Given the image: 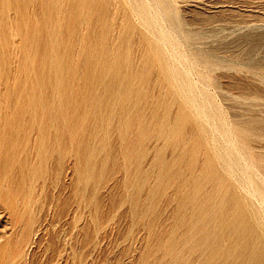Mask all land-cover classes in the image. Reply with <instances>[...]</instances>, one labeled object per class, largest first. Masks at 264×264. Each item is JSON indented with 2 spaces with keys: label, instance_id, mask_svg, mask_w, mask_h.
Here are the masks:
<instances>
[{
  "label": "rangeland",
  "instance_id": "374dc122",
  "mask_svg": "<svg viewBox=\"0 0 264 264\" xmlns=\"http://www.w3.org/2000/svg\"><path fill=\"white\" fill-rule=\"evenodd\" d=\"M98 1L0 0V264H217L207 257L215 242H201L208 230L221 233L216 246L235 264L237 225L198 224L192 209L225 197L227 215L251 224L258 202L247 210L200 125L147 61L126 1L105 11ZM151 3L193 66L189 80L207 89L264 181V0Z\"/></svg>",
  "mask_w": 264,
  "mask_h": 264
},
{
  "label": "bare ground",
  "instance_id": "6f19581e",
  "mask_svg": "<svg viewBox=\"0 0 264 264\" xmlns=\"http://www.w3.org/2000/svg\"><path fill=\"white\" fill-rule=\"evenodd\" d=\"M81 5L90 7L95 4V0H82ZM115 1V0H114ZM126 1L132 15L135 18V22L138 23V26L142 28V34L144 43L147 49V54H145L147 61L153 63L155 66H158L160 69L162 77L165 79L166 85L169 86V91L171 94L175 95L178 101L180 102L182 108L187 111L192 117V119L197 122L195 124L200 125L199 131L204 135L205 142L212 150V155L215 156L216 161L219 164L221 171L225 174L226 179L232 178L235 182V187L239 188L240 191L244 193V202L246 203V208L252 209L255 207L254 201L258 202L255 209H259L256 213L252 214V221L246 223L241 217V213L238 212L235 216L227 215V200L222 198V202L217 204H211V199L203 200L200 205L195 206L193 213L197 214L198 222L203 224L205 218L215 219L216 224L222 225L225 229H228L234 225H237V233L234 235L235 240L238 241L240 246L239 251L237 252V260L235 264H259L260 261H264V181L258 179L257 170L249 163V161L244 157L240 148L236 145L234 139V133L231 132L230 127L227 125V121H224V117H220L217 110L211 104L210 96H208L204 88H197L191 78L189 80L188 73H190V61L183 54L179 44L176 41L173 33L170 32V29H167L163 21V13L156 6L152 4L151 0H124ZM36 2V1H35ZM110 0H99L98 4L101 8V11L106 10L107 5ZM112 2V1H111ZM123 2V0H122ZM17 3V2H16ZM47 3V2H46ZM58 3V2H57ZM114 3V2H113ZM112 3V4H113ZM119 3V2H118ZM2 4V3H1ZM18 4V3H17ZM68 4V3H67ZM20 5V4H19ZM29 5V4H28ZM62 5V4H61ZM60 5V6H61ZM117 5V4H116ZM166 5V4H165ZM43 6H45L43 4ZM115 7V6H114ZM160 7V6H159ZM28 8V7H27ZM3 9V8H2ZM7 9V8H6ZM16 9V8H15ZM62 9V8H61ZM79 9V8H78ZM108 10V9H107ZM10 11V10H9ZM62 11V10H61ZM84 11V10H83ZM86 11V10H85ZM88 11V10H87ZM171 11V10H170ZM97 13V11L95 10ZM113 12V11H112ZM172 12V11H171ZM38 13V12H37ZM66 13V12H65ZM84 13V12H83ZM88 13V12H87ZM94 13V12H93ZM102 13V12H101ZM165 13V12H164ZM85 14V13H84ZM82 15V14H81ZM97 15V14H96ZM118 15V14H117ZM130 15V14H129ZM30 16V15H29ZM34 16V15H33ZM90 16H92L90 14ZM98 16V15H97ZM100 16V15H99ZM12 17V16H11ZM36 18V16H34ZM39 17V16H38ZM112 17V16H111ZM128 17V16H127ZM32 18V17H31ZM4 19V18H3ZM15 19V18H14ZM115 19V18H114ZM2 20V19H1ZM13 20V19H11ZM51 20V19H50ZM60 21V19H58ZM93 20V19H92ZM111 20V19H110ZM134 20V19H133ZM33 21V20H32ZM104 21V20H102ZM15 22V20H13ZM38 22V21H37ZM84 22V20H83ZM17 23V22H16ZM50 23V22H49ZM92 23H94L92 21ZM99 23V22H98ZM123 23V22H122ZM38 24V23H37ZM33 25V24H32ZM39 25V24H38ZM123 25V24H122ZM53 26V25H52ZM94 26V25H93ZM113 26V25H112ZM59 27V26H58ZM122 27V26H121ZM93 28V27H92ZM139 28V27H138ZM14 29V28H13ZM98 29V28H97ZM82 30V29H81ZM94 30V29H93ZM99 30V29H98ZM8 31V30H7ZM100 31V30H99ZM121 31V30H120ZM11 32V31H10ZM39 32V31H38ZM110 32V30H109ZM116 32V31H115ZM174 32V31H173ZM111 33V32H110ZM114 33V32H113ZM57 34V33H56ZM77 34V33H76ZM51 35V34H50ZM99 35V34H98ZM18 36V35H17ZM46 37V36H45ZM62 37V36H61ZM6 38V37H4ZM15 38V37H14ZM24 38V37H23ZM56 38V36H55ZM73 38V37H72ZM103 38V37H102ZM122 38V36H121ZM35 39V38H33ZM50 39V38H49ZM57 39V38H56ZM82 40V39H81ZM93 40V39H92ZM120 40V39H119ZM131 40V39H130ZM101 41V40H100ZM125 42V40L123 39ZM132 41V40H131ZM136 41V40H135ZM13 42V40H12ZM76 42V41H75ZM117 41H115L116 43ZM14 43V42H13ZM104 43V42H103ZM106 43V42H105ZM134 43V42H133ZM137 43V42H136ZM16 44V43H15ZM20 44V43H19ZM72 44V43H71ZM117 44V43H116ZM141 44V43H140ZM112 46V45H111ZM67 47V46H66ZM121 47V46H120ZM116 48V47H115ZM126 48V47H125ZM13 49V48H12ZM99 49H103V46H99ZM124 49V48H123ZM51 50V49H50ZM140 51V50H139ZM23 52V51H22ZM21 52V53H22ZM114 52V51H113ZM120 52V51H118ZM16 53V52H15ZM14 53V54H15ZM100 53V51H99ZM126 54V53H125ZM124 54V55H125ZM27 55V54H26ZM25 55V56H26ZM30 55V54H29ZM51 55V54H50ZM49 55V57H50ZM139 55V54H138ZM137 55V58H138ZM37 56V55H35ZM127 56V55H125ZM141 56V55H140ZM29 57V56H27ZM27 57L25 59H27ZM38 57V56H37ZM102 57V56H101ZM129 57V55H128ZM31 58V57H30ZM103 58V57H102ZM136 58V56H135ZM11 59V58H10ZM38 59V58H37ZM134 59V58H133ZM106 60V59H105ZM108 60V59H107ZM106 60V61H107ZM108 69H113L114 64L118 63V60L115 58L110 59ZM109 60V61H110ZM26 61V60H25ZM114 61V62H113ZM138 61V60H137ZM14 63V62H13ZM100 63V62H99ZM134 63V62H133ZM136 63V62H135ZM1 64V63H0ZM26 64V63H25ZM61 64V63H60ZM59 64V65H60ZM150 64V65H151ZM134 65V64H133ZM153 65V66H154ZM192 65V64H191ZM9 66V65H7ZM136 66V65H135ZM10 67V66H9ZM15 67V66H14ZM135 68V67H134ZM50 70V69H49ZM10 71V70H9ZM17 71V70H16ZM114 71V70H113ZM134 72V71H133ZM8 73V72H7ZM53 73V72H51ZM69 73V72H68ZM108 73V72H107ZM11 74V73H10ZM55 74V73H54ZM71 74V73H70ZM72 75V74H71ZM70 77V75H69ZM107 77V76H106ZM125 78V77H124ZM154 78V77H153ZM11 79V78H10ZM15 80V79H14ZM126 85V84H125ZM158 85V84H157ZM197 85V84H196ZM10 86V85H9ZM37 86V85H35ZM38 87V86H37ZM50 87V86H49ZM151 87V85H150ZM41 88V87H39ZM7 89V88H6ZM36 89V88H35ZM150 90V89H149ZM116 91V90H115ZM111 92V91H110ZM109 92V93H110ZM117 92V91H116ZM156 94V93H155ZM162 94V93H161ZM163 95V94H162ZM27 97V96H26ZM136 97V96H135ZM40 99V98H39ZM57 99V98H56ZM168 99V98H167ZM169 100V99H168ZM156 101V100H155ZM154 101V102H155ZM127 102V101H126ZM113 105V104H112ZM111 106V105H110ZM154 106V105H153ZM160 106V104H159ZM216 106V105H215ZM218 106V105H217ZM116 108V107H115ZM142 108V107H141ZM145 108V106L143 107ZM165 108V107H164ZM171 108V107H170ZM176 108V106H175ZM181 108V109H182ZM218 108V107H217ZM139 110V108H138ZM177 110V109H176ZM174 112V111H173ZM186 112V113H187ZM143 114V113H142ZM174 114V113H173ZM183 114V113H182ZM148 115V114H146ZM184 115V114H183ZM84 116V115H83ZM113 116V115H112ZM163 116V115H162ZM167 116V115H165ZM223 116V115H222ZM163 118V117H162ZM172 118V117H171ZM181 119V118H180ZM153 120V119H152ZM226 120V119H225ZM62 121V120H61ZM98 121V120H97ZM119 121V120H118ZM172 121V120H171ZM182 121V120H181ZM193 121V122H194ZM84 122V121H83ZM149 122V121H147ZM150 123V122H149ZM51 124V123H50ZM61 124V123H60ZM151 124H153L151 122ZM156 125V124H155ZM169 125V124H168ZM185 125V124H184ZM65 127V126H64ZM131 127V126H129ZM148 127V126H147ZM146 127V128H147ZM168 127V126H167ZM141 128V127H140ZM153 128V127H152ZM197 128H199L197 126ZM131 129V128H130ZM188 129V128H187ZM144 131V130H142ZM168 131V129H167ZM184 131V128H183ZM118 132V131H117ZM188 132V131H187ZM186 132V133H187ZM241 132V131H240ZM171 133V131H170ZM233 133V134H232ZM151 134V133H150ZM107 135V134H106ZM135 135V134H134ZM188 135V134H187ZM201 135V134H200ZM236 136V135H235ZM114 137V136H113ZM190 137V136H189ZM202 139V137H200ZM241 139V138H240ZM186 141V140H185ZM173 144V143H172ZM240 145V143L238 142ZM160 145V144H159ZM93 146V145H92ZM198 148V147H197ZM126 149V148H125ZM153 149V148H152ZM102 150V149H101ZM161 150V149H160ZM201 150V149H200ZM177 151V150H176ZM202 151V150H201ZM210 151V150H209ZM246 151V150H245ZM158 152V151H157ZM106 153V152H105ZM159 155V153H158ZM248 155V153H247ZM108 157V156H107ZM176 157V156H175ZM45 158V157H44ZM151 158V157H150ZM149 158V160H151ZM180 158V157H179ZM196 158V157H195ZM248 158V157H247ZM250 158V157H249ZM135 159V158H134ZM167 159V158H166ZM197 159V158H196ZM195 159V160H196ZM214 159V158H212ZM156 160V159H155ZM213 161V160H211ZM148 162V161H147ZM201 162V161H200ZM136 163V162H135ZM192 163V162H191ZM155 164V163H154ZM193 164V163H192ZM217 164V165H218ZM197 165V164H196ZM147 166V164H146ZM149 166V165H148ZM205 166V165H204ZM209 166V165H208ZM212 167V166H211ZM145 168V167H144ZM183 168V167H182ZM200 169V168H199ZM182 170V169H181ZM198 170V169H197ZM208 174L210 177H214V173L210 170V167L207 168ZM216 171V170H215ZM220 171V170H219ZM154 171H152L153 173ZM201 172V171H200ZM218 174V173H217ZM69 175V174H68ZM67 175V176H68ZM92 175V174H91ZM178 175V174H177ZM187 176V175H186ZM188 177V176H187ZM260 177V175H259ZM263 178V177H262ZM211 179V178H210ZM125 181V180H124ZM127 181V180H126ZM171 181V180H170ZM225 181V179H224ZM223 179H219V183H224ZM206 182V181H205ZM89 183V182H88ZM127 183V182H126ZM216 183V182H215ZM121 184V183H120ZM138 184V183H137ZM67 185V184H66ZM126 185V184H124ZM177 185V184H176ZM182 185V184H181ZM230 185V184H229ZM174 186V185H173ZM202 186V185H201ZM223 186V185H222ZM228 186V185H227ZM69 187V186H68ZM123 187V186H122ZM109 188V186H108ZM107 188V189H108ZM143 188V186H142ZM149 188V187H148ZM175 188V187H174ZM189 188V187H188ZM221 188V187H220ZM35 189V188H34ZM123 189V188H122ZM203 189V188H202ZM207 189V188H206ZM216 189V188H215ZM97 190V188H96ZM208 190V189H207ZM235 190V189H234ZM157 191V190H156ZM161 191V190H160ZM238 191V189H237ZM153 192V191H152ZM220 192V191H219ZM178 193V192H177ZM207 193V191H206ZM32 194V193H31ZM145 194V193H144ZM143 194V195H144ZM106 195V194H105ZM178 195V194H177ZM216 195V194H215ZM220 195V194H219ZM225 195V193L223 194ZM34 196V195H33ZM84 196V195H83ZM104 196V195H103ZM109 196V195H108ZM153 196V195H152ZM173 196V195H172ZM44 197V196H42ZM125 197V196H124ZM127 197V196H126ZM154 197V196H153ZM37 198V196H36ZM41 198V197H40ZM172 198V197H171ZM183 198H185L183 196ZM217 198V197H216ZM110 199V198H109ZM149 199V198H148ZM224 199V201H223ZM241 199V198H240ZM243 199V198H242ZM99 200V199H98ZM234 200V199H233ZM238 200V199H237ZM37 201V200H36ZM79 201V200H78ZM82 201V200H81ZM101 201V200H100ZM163 201V200H162ZM175 201V200H174ZM42 202V201H41ZM241 202V201H240ZM233 203V202H232ZM237 203V202H236ZM243 203V201H242ZM241 203V204H242ZM28 204V203H27ZM101 205V204H100ZM192 205V204H190ZM212 207H211V206ZM245 205V204H244ZM107 206V205H106ZM157 206H159L157 204ZM141 207V206H140ZM162 207V206H161ZM178 208V207H177ZM238 208V207H237ZM22 209V208H21ZM78 209V208H77ZM86 209V208H85ZM98 209V208H97ZM183 209V208H181ZM3 210V209H2ZM36 210V208H35ZM42 210V208H41ZM164 210V209H163ZM187 210V209H186ZM239 210V209H238ZM167 211V210H166ZM183 211V210H182ZM185 211V210H184ZM247 212V211H246ZM250 212V211H249ZM2 213V212H1ZM67 213V212H66ZM73 213V212H72ZM248 213V212H247ZM79 214V213H78ZM171 214V212H170ZM6 215V214H5ZM156 215V214H155ZM43 217V216H42ZM15 218V217H14ZM30 218V217H29ZM72 218V217H71ZM143 220V219H142ZM39 222V220H37ZM83 223V222H82ZM173 223V222H172ZM41 228V227H40ZM39 228V229H40ZM44 228V227H43ZM73 230V229H72ZM99 230V229H98ZM101 230V229H100ZM173 230V229H172ZM194 230V228H193ZM196 230H198L196 228ZM222 230V229H221ZM229 230V229H228ZM7 231V230H6ZM230 231V230H229ZM19 232V231H18ZM191 232V231H190ZM41 233V232H40ZM141 233V232H140ZM205 237L201 240L202 243H207V240H210L211 243L215 242V245H211L207 249V257L211 260H216V263L226 264L228 261L227 257H222V252L216 246V242H220V232L215 230H208L205 232ZM192 234V233H191ZM195 234V233H194ZM18 235V234H17ZM182 235V234H181ZM34 236V235H33ZM189 239L193 238V235H188ZM26 238V237H25ZM175 238V237H174ZM173 238V239H174ZM166 239V238H165ZM53 240V239H52ZM187 240V239H186ZM197 240V239H196ZM225 242L226 239H224ZM31 242V241H29ZM42 242V241H41ZM48 242V241H47ZM196 242V241H194ZM28 245V244H27ZM35 245V244H34ZM38 245V244H37ZM236 245V246H237ZM200 246V245H199ZM202 246V245H201ZM207 246V245H205ZM46 247V246H45ZM52 247V246H51ZM248 247V259L247 263L243 259V253L241 250H244ZM202 248V247H201ZM26 249V248H25ZM37 249V248H36ZM225 249V248H224ZM59 250V249H58ZM233 250V249H232ZM30 251V250H29ZM224 251V250H223ZM234 251V250H233ZM143 252V251H142ZM170 252V251H169ZM245 252V251H243ZM140 253V252H139ZM155 253V252H154ZM23 254V253H22ZM79 255V254H78ZM169 255V253H168ZM33 259V258H31ZM163 259V258H162ZM223 260V261H217ZM150 262V261H149ZM153 263V262H152ZM196 263V262H195ZM176 264V263H175Z\"/></svg>",
  "mask_w": 264,
  "mask_h": 264
}]
</instances>
